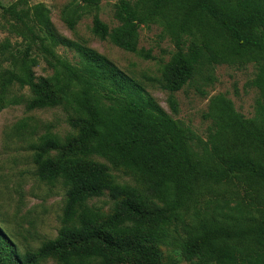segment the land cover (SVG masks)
<instances>
[{
    "label": "trees",
    "instance_id": "16d2710c",
    "mask_svg": "<svg viewBox=\"0 0 264 264\" xmlns=\"http://www.w3.org/2000/svg\"><path fill=\"white\" fill-rule=\"evenodd\" d=\"M103 0H76L61 18L74 30L86 16L92 33L118 48L153 59L139 49V29L157 24L176 48L163 65L160 84L175 94L216 66L253 64L259 98L251 119L224 95L210 100L207 139L171 118L144 88L96 51L61 37L44 4L3 13L33 34L52 70L37 76L30 58L0 51V110L18 105L14 89L29 88V110L67 106L77 135L63 145L44 137L34 157L38 177L66 188L63 226L55 240L20 255L0 228V264H164L161 247L174 227L182 257L194 264H264V0H120L117 26L100 18ZM73 52V61L55 50ZM205 80L213 81L212 74ZM170 106L178 113L177 102ZM50 151H61L53 160ZM98 156L134 173L145 193L114 181ZM108 195L112 213L88 202ZM157 202L160 206L150 207Z\"/></svg>",
    "mask_w": 264,
    "mask_h": 264
},
{
    "label": "rangeland",
    "instance_id": "374dc122",
    "mask_svg": "<svg viewBox=\"0 0 264 264\" xmlns=\"http://www.w3.org/2000/svg\"><path fill=\"white\" fill-rule=\"evenodd\" d=\"M76 0H0L3 7H15L28 10L44 4L50 12V21L56 32L68 40L90 48L115 64L120 70L139 83L155 102L175 121L191 129L203 140L207 139L209 120L204 118L210 100L217 95L230 99L236 111L247 119L255 115V106L259 98L258 90L252 85L256 75L253 64L244 66H216L213 70L196 76L181 91L171 94L160 84L147 79H158L163 65L168 63L176 52L174 44L157 24L143 25L139 29V49L149 52L153 59H145L139 54L126 52L109 40L102 41L92 33V18L86 16L79 25L71 30L61 18L62 9ZM120 0H103L100 18L110 26L118 24L114 20V6ZM9 44L10 51L24 57L31 47L30 58H36L38 66L33 68L37 76H48L52 70L37 50L33 34L26 27L3 13L0 7V51L2 45ZM56 54L73 61L74 53L57 48ZM212 74L211 83L205 80ZM21 100L18 105H6L0 110V228L14 244L20 255L34 252L44 243L55 240L63 226V209L66 201V188L61 181L50 184L38 177L34 162L37 147L44 137L55 138L62 147L76 135L71 125L73 111L67 106L53 109L29 110L27 101L32 97L29 88L14 89ZM170 98L178 105V113L170 106ZM53 160L61 157V151H50ZM86 159L107 166L114 181L128 185L145 193L146 185L132 172L117 167L105 159L92 156ZM90 208L105 214L112 213L114 201L105 195L91 199ZM160 206L156 201L150 207ZM169 240L162 245L164 264H194L186 261L176 245L182 235L174 227L168 229ZM38 264H60L56 257Z\"/></svg>",
    "mask_w": 264,
    "mask_h": 264
}]
</instances>
